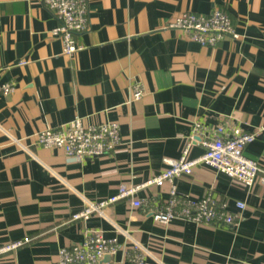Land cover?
Here are the masks:
<instances>
[{"label":"crops","instance_id":"1","mask_svg":"<svg viewBox=\"0 0 264 264\" xmlns=\"http://www.w3.org/2000/svg\"><path fill=\"white\" fill-rule=\"evenodd\" d=\"M88 7L89 28L76 35L83 48L66 55L43 0H0V245L30 238L0 264H56L60 248L83 241L88 229L117 237L116 264H264V183L249 187L207 165L177 177L178 194L213 190L241 213L237 226L156 221L152 211L168 200L170 182L139 190L141 207L121 198L104 214L73 218L121 184L161 172L181 155L196 120L214 126L231 116L258 131L245 154L264 168V0H88ZM214 8L229 14L237 38L203 45L168 26L180 12ZM8 81L15 89L5 94ZM136 82L145 94L130 100ZM77 114L87 124L118 121L122 143L85 160L37 143L39 131ZM203 152L193 143L188 155Z\"/></svg>","mask_w":264,"mask_h":264},{"label":"built area","instance_id":"2","mask_svg":"<svg viewBox=\"0 0 264 264\" xmlns=\"http://www.w3.org/2000/svg\"><path fill=\"white\" fill-rule=\"evenodd\" d=\"M43 2L59 21L53 32L62 40L63 53L76 54L83 48L76 35L88 30L90 25L88 0ZM168 26L203 45H216L227 37H238L231 17L221 8H214L208 13L191 10L180 12L169 21ZM25 62L21 60L19 63ZM2 68L0 64V70ZM1 88L8 94L15 89V82H5ZM144 94V86L136 82L132 86L130 100L140 99ZM257 135L258 131L244 129L231 116H226L224 121L214 126L196 120L181 155L168 158L167 166L161 172L140 183L121 184L117 193L87 202L82 210L73 214V218L86 219L93 213L104 214L107 206L121 198H130L132 206L141 207L145 201L138 196L139 190L152 184L170 182L168 200L162 207L152 211L156 221L165 224L179 217L196 223L237 226L241 213L229 209L226 202L214 195L213 190L207 191L200 198L182 196L178 194L175 179L184 174H192L198 165H207L249 187L257 182L264 183V168L257 160L245 154L247 145ZM37 143L45 147L61 148L68 157L85 160L112 153L122 143L121 127L118 121L87 124L84 117L77 114L59 126L39 131ZM193 143L204 147V152L196 157L188 155ZM237 206L239 210L244 209L246 203L239 200ZM28 241L30 238L25 237L1 244L0 255L14 251ZM119 248L117 237H107L101 229H88L83 241L60 248L56 264H116L114 255ZM136 260L142 262V257L138 255Z\"/></svg>","mask_w":264,"mask_h":264},{"label":"water","instance_id":"3","mask_svg":"<svg viewBox=\"0 0 264 264\" xmlns=\"http://www.w3.org/2000/svg\"><path fill=\"white\" fill-rule=\"evenodd\" d=\"M107 258H109V256H107Z\"/></svg>","mask_w":264,"mask_h":264}]
</instances>
